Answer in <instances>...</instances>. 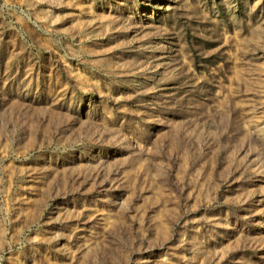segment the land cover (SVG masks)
Segmentation results:
<instances>
[{"label":"rangeland","instance_id":"374dc122","mask_svg":"<svg viewBox=\"0 0 264 264\" xmlns=\"http://www.w3.org/2000/svg\"><path fill=\"white\" fill-rule=\"evenodd\" d=\"M0 264H264V0H0Z\"/></svg>","mask_w":264,"mask_h":264}]
</instances>
